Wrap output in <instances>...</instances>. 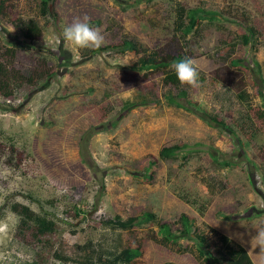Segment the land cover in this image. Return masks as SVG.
<instances>
[{
    "label": "rangeland",
    "instance_id": "rangeland-1",
    "mask_svg": "<svg viewBox=\"0 0 264 264\" xmlns=\"http://www.w3.org/2000/svg\"><path fill=\"white\" fill-rule=\"evenodd\" d=\"M40 3L0 0V264H102L113 246L138 250L132 264H218L212 228L264 264V97L250 69L258 61L264 78V0H54L47 16ZM178 4L220 15L185 34ZM85 15L100 47L63 38V25ZM178 53L199 67L195 86L181 82L194 110L166 102L178 92L166 71L134 67ZM137 94L160 103L125 111ZM170 147L180 149L163 157ZM15 202L54 229L39 233ZM147 211L181 237L155 222L103 223Z\"/></svg>",
    "mask_w": 264,
    "mask_h": 264
},
{
    "label": "trees",
    "instance_id": "trees-1",
    "mask_svg": "<svg viewBox=\"0 0 264 264\" xmlns=\"http://www.w3.org/2000/svg\"><path fill=\"white\" fill-rule=\"evenodd\" d=\"M54 3V0H41L40 3V12L43 16H47L51 14V6ZM176 12V20L175 23L179 27V30L184 32L185 34H189L193 32L197 26V24L204 19H216L219 18V13L216 11L207 10L201 7H184L181 4H178L175 9ZM126 46L129 49H138V43H135L132 40L125 41ZM28 47L29 45H23ZM185 56L183 53H178L176 55H163V56H155V55H143L138 59V61L134 64L139 70H150V69H160L164 70L165 77L164 83L178 87V92L173 93L169 91L164 94V98L168 104L177 105L179 107H184L190 110H194L197 106L196 103H192V101L188 97V91L181 86V81L178 80L176 77L175 71L172 67L175 61L183 59ZM239 63V62H238ZM258 61L254 62V67H250L252 72L258 75L257 84L260 87V92L264 97V78L261 77L259 71L257 72L255 66H258ZM160 103V99H152L144 94H137L132 98H128L124 103L125 111L129 112L133 108H136L140 105H148V104H156ZM209 123L214 126H226L225 124H221L216 122L214 119H209ZM180 148L178 147H170L165 148L161 151L163 157H171L173 156L176 151ZM13 209L18 212L19 215L23 217V220L30 219L33 220L34 223L37 225V229L39 233H45L46 231H52L54 226L56 225L55 221L49 219L46 215H38L34 212V210L26 205L21 204L19 202H15L13 205ZM182 224L186 231L184 232L185 235L189 233L192 228V223L190 219L186 215H182L181 217ZM146 222H155L159 224L160 232L170 239H177L181 237V234L176 233L171 228L169 223L163 222L159 223L157 215L153 212H144L138 217H134L131 220H124L120 216L116 218H109L103 221L104 224L110 226L112 228H119L123 230L132 229L137 225L146 223ZM213 234L217 237L218 242L220 244L219 251L220 255L217 258L219 261L218 264H256L251 257L247 248L232 240L227 234L220 232L217 229L212 228ZM91 247V248H90ZM84 250L83 253L87 255L91 254V250L94 251L93 245H88L87 250H85V246H83ZM103 256L99 257V262L102 264H132L133 260L137 258L140 252L133 248H119V246L113 247H104L103 249ZM206 254V250L201 247L200 255L204 256ZM56 258L61 261L69 260V257L65 256L60 251H57L55 254ZM84 257V256H83ZM30 264H39L36 262Z\"/></svg>",
    "mask_w": 264,
    "mask_h": 264
},
{
    "label": "clouds",
    "instance_id": "clouds-1",
    "mask_svg": "<svg viewBox=\"0 0 264 264\" xmlns=\"http://www.w3.org/2000/svg\"><path fill=\"white\" fill-rule=\"evenodd\" d=\"M62 35L66 42H71L77 47H100L104 42V36L92 25L86 15L83 19H76L72 23L63 25ZM172 67L182 83L195 86L199 82V67L194 59L185 57L175 61ZM257 237L264 239V231H260Z\"/></svg>",
    "mask_w": 264,
    "mask_h": 264
}]
</instances>
